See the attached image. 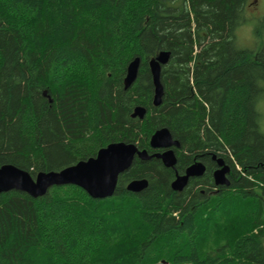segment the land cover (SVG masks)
Returning <instances> with one entry per match:
<instances>
[{
	"label": "trees",
	"instance_id": "16d2710c",
	"mask_svg": "<svg viewBox=\"0 0 264 264\" xmlns=\"http://www.w3.org/2000/svg\"><path fill=\"white\" fill-rule=\"evenodd\" d=\"M247 1L0 0V165L34 177L116 141L152 155L163 127L180 144L171 167L134 156L110 197L72 184L0 192V264H264V15L258 48L237 46ZM163 50L156 106L148 60ZM196 161L203 174L173 190Z\"/></svg>",
	"mask_w": 264,
	"mask_h": 264
},
{
	"label": "water",
	"instance_id": "95a60500",
	"mask_svg": "<svg viewBox=\"0 0 264 264\" xmlns=\"http://www.w3.org/2000/svg\"><path fill=\"white\" fill-rule=\"evenodd\" d=\"M170 58L169 51H160L149 58L148 66L152 76L154 87L153 104L160 103L163 94V86L160 82L161 66L166 64ZM140 59L135 57L126 66L124 78L125 88L129 87L137 76ZM145 108L136 106L133 116L142 119ZM151 149H159L151 155L146 149L139 150L133 142L116 141L108 143L96 152L95 156L85 160H79L75 164L60 170L40 171L35 177L29 172L12 164L0 166V192L16 189L26 192L31 197H38L47 192L52 186L73 184L81 187L92 198H106L115 192L119 174L128 169L134 156L140 159H148L154 156L162 161L164 166L171 167L176 163L173 147H179L178 140L174 139L165 127L157 129L149 140ZM216 161L213 171L214 182L217 185H228L227 173L229 165L222 157H212ZM205 171V165L201 162L189 165L183 174H176L171 182L173 190L181 191L188 183L189 178L201 176ZM147 185V180L133 179L126 185V189L139 192Z\"/></svg>",
	"mask_w": 264,
	"mask_h": 264
},
{
	"label": "rangeland",
	"instance_id": "374dc122",
	"mask_svg": "<svg viewBox=\"0 0 264 264\" xmlns=\"http://www.w3.org/2000/svg\"><path fill=\"white\" fill-rule=\"evenodd\" d=\"M243 10L244 20L236 29L235 43L239 47L255 50L262 40V36L257 35L255 30L264 15V0H248ZM257 108L260 112L259 126L264 132V98L259 99Z\"/></svg>",
	"mask_w": 264,
	"mask_h": 264
},
{
	"label": "bare ground",
	"instance_id": "6f19581e",
	"mask_svg": "<svg viewBox=\"0 0 264 264\" xmlns=\"http://www.w3.org/2000/svg\"><path fill=\"white\" fill-rule=\"evenodd\" d=\"M140 59V58H139ZM149 61V60H148ZM139 64H140V62H139ZM162 96H163V94H162ZM162 96H161V100H162ZM161 100H160V103H161ZM159 103V104H160ZM159 104H157V105H159ZM156 105V106H157ZM138 106V105H137ZM139 106H141V107H143L144 108V106H142V105H139ZM136 107V106H135ZM150 140V139H149ZM213 156H215V157H217L216 155H213ZM212 156V157H213ZM213 159V158H212ZM213 160H215V159H213ZM196 162H201V163H203L202 161H196ZM196 162H194V163H196ZM204 164V163H203ZM3 165V164H2ZM13 165V164H12ZM1 166V165H0ZM15 166V165H14ZM17 167V166H16ZM19 168V167H18ZM24 170V169H23ZM35 177V176H34ZM73 185V184H72ZM77 186V185H76ZM79 187V186H78ZM81 188V187H80ZM11 190V189H10ZM263 200H264V197H263Z\"/></svg>",
	"mask_w": 264,
	"mask_h": 264
},
{
	"label": "flooded vegetation",
	"instance_id": "af4514ba",
	"mask_svg": "<svg viewBox=\"0 0 264 264\" xmlns=\"http://www.w3.org/2000/svg\"><path fill=\"white\" fill-rule=\"evenodd\" d=\"M156 150H159V149H156ZM156 150H155V151H156Z\"/></svg>",
	"mask_w": 264,
	"mask_h": 264
}]
</instances>
